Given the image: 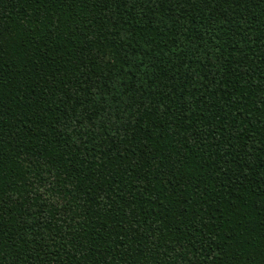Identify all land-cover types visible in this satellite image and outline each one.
<instances>
[{"label": "trees", "instance_id": "16d2710c", "mask_svg": "<svg viewBox=\"0 0 264 264\" xmlns=\"http://www.w3.org/2000/svg\"><path fill=\"white\" fill-rule=\"evenodd\" d=\"M0 264H264V0H0Z\"/></svg>", "mask_w": 264, "mask_h": 264}]
</instances>
